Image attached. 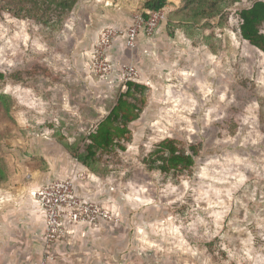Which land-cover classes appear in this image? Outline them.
Instances as JSON below:
<instances>
[{
	"label": "rangeland",
	"instance_id": "rangeland-1",
	"mask_svg": "<svg viewBox=\"0 0 264 264\" xmlns=\"http://www.w3.org/2000/svg\"><path fill=\"white\" fill-rule=\"evenodd\" d=\"M145 1L80 0L59 29L0 9V184L24 153L43 169L36 149L55 141L47 148L78 164L81 180L93 174L97 198L121 209L119 264H264V54L239 36L237 15L251 0L215 13L210 0H167L139 64L145 106L123 149L82 160L125 82L117 70L101 77L94 46ZM165 138L197 146L188 170L146 168Z\"/></svg>",
	"mask_w": 264,
	"mask_h": 264
},
{
	"label": "crops",
	"instance_id": "crops-1",
	"mask_svg": "<svg viewBox=\"0 0 264 264\" xmlns=\"http://www.w3.org/2000/svg\"><path fill=\"white\" fill-rule=\"evenodd\" d=\"M156 32L157 29L151 36L139 34L132 60L128 61L136 66L141 78V59L147 53L146 47L150 45ZM127 50L130 49L122 40H116L109 53L115 63L120 64L127 62L124 59L125 54L129 53ZM44 144L41 145L42 151L36 149L47 161L43 169H40L38 162H32L33 152L24 153L19 170L0 184V264H119L118 228L121 226L122 217L119 223L100 222L97 226H69L66 235L52 243L48 252L45 251L42 240L44 214L34 194L53 179L75 175L80 166L74 164L67 154L60 153V150L47 148L56 147L55 141L45 140ZM95 181L93 174L86 180L78 179L75 192L84 199L101 202L100 204L121 216V209L116 204L101 201L99 195L97 198ZM104 256H109L110 261H104Z\"/></svg>",
	"mask_w": 264,
	"mask_h": 264
},
{
	"label": "trees",
	"instance_id": "trees-1",
	"mask_svg": "<svg viewBox=\"0 0 264 264\" xmlns=\"http://www.w3.org/2000/svg\"><path fill=\"white\" fill-rule=\"evenodd\" d=\"M80 0H0V9H8L14 15L25 17L35 23L52 29H59L61 24ZM194 1V0H192ZM237 0H210L212 13L218 10V4L232 3ZM167 0H146L142 13L163 8ZM203 3V0H200ZM239 36L259 49L264 54V0H251L249 6L237 12ZM124 89L118 93L108 113L100 119L96 127L87 135L88 143L82 160L86 161L97 153L110 152L114 148L123 149L121 139L129 133L128 125L137 119L145 106L148 87L136 80L123 82ZM229 116V115H228ZM171 138L158 142L149 152L146 168L157 170L161 174L183 172L195 162L198 148L195 144L179 146Z\"/></svg>",
	"mask_w": 264,
	"mask_h": 264
},
{
	"label": "built area",
	"instance_id": "built-area-1",
	"mask_svg": "<svg viewBox=\"0 0 264 264\" xmlns=\"http://www.w3.org/2000/svg\"><path fill=\"white\" fill-rule=\"evenodd\" d=\"M165 19L164 9L151 10L147 17L134 15L126 28L107 27L99 35L93 50V62L101 77L118 71L124 81L138 80L139 72L132 63L116 64L108 57L112 43L122 40L127 48L135 46L140 33L151 36ZM82 172L56 178L35 192V200L44 214L42 236L45 251L52 243L62 239L69 226L85 224L97 226L100 222L119 223L120 216L98 202L84 199L75 192V183L84 178ZM48 256V254H46Z\"/></svg>",
	"mask_w": 264,
	"mask_h": 264
},
{
	"label": "bare ground",
	"instance_id": "bare-ground-1",
	"mask_svg": "<svg viewBox=\"0 0 264 264\" xmlns=\"http://www.w3.org/2000/svg\"><path fill=\"white\" fill-rule=\"evenodd\" d=\"M131 22V21H130Z\"/></svg>",
	"mask_w": 264,
	"mask_h": 264
}]
</instances>
